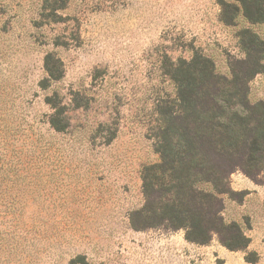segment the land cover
Returning <instances> with one entry per match:
<instances>
[{
    "label": "rangeland",
    "instance_id": "rangeland-1",
    "mask_svg": "<svg viewBox=\"0 0 264 264\" xmlns=\"http://www.w3.org/2000/svg\"><path fill=\"white\" fill-rule=\"evenodd\" d=\"M242 13L240 0H0V264H264V164L230 173L235 225L206 243L137 213L170 70L199 52L227 73L246 30L264 39Z\"/></svg>",
    "mask_w": 264,
    "mask_h": 264
},
{
    "label": "trees",
    "instance_id": "trees-1",
    "mask_svg": "<svg viewBox=\"0 0 264 264\" xmlns=\"http://www.w3.org/2000/svg\"><path fill=\"white\" fill-rule=\"evenodd\" d=\"M240 1L244 18L264 22L262 0ZM246 33L244 58L233 60L227 73L199 52L185 68L176 65L170 75L177 96L158 105L160 160L143 169L146 204L137 213L146 212L153 225L184 229L192 242L206 243L212 233L235 225L224 217L228 177L239 168L253 175V167L264 164V99L251 97V82L264 73V39ZM46 70L59 77L48 63Z\"/></svg>",
    "mask_w": 264,
    "mask_h": 264
}]
</instances>
